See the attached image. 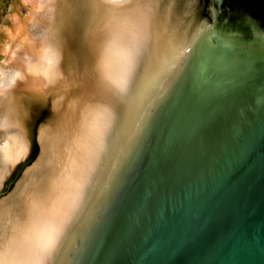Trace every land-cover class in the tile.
Listing matches in <instances>:
<instances>
[{
    "label": "water",
    "instance_id": "1",
    "mask_svg": "<svg viewBox=\"0 0 264 264\" xmlns=\"http://www.w3.org/2000/svg\"><path fill=\"white\" fill-rule=\"evenodd\" d=\"M41 1L47 8L37 15L48 17L49 0ZM218 18L148 119L75 264H264V48L224 38ZM28 47L17 41L0 73L13 72ZM82 53L77 40L63 50L51 89L15 81L28 122L11 131H24L29 155L0 200L38 160L53 117L77 124L87 97H97Z\"/></svg>",
    "mask_w": 264,
    "mask_h": 264
},
{
    "label": "bare ground",
    "instance_id": "2",
    "mask_svg": "<svg viewBox=\"0 0 264 264\" xmlns=\"http://www.w3.org/2000/svg\"><path fill=\"white\" fill-rule=\"evenodd\" d=\"M192 2L49 0L48 17L45 14L42 18L37 13L47 6L41 0H0V10L11 3L0 27V55H6L0 60L11 55L17 41L29 45L27 56L13 72L0 73L2 128L21 129V122H28L26 110L15 102V81L54 87L63 50L72 41H78L82 54L89 60L98 94L87 97L77 124L72 119L66 121V116L55 115L51 127L42 129V153L37 163L41 169H36L35 174L44 166L52 181L56 179L54 174H61L60 183L54 186L57 199L44 218L43 231L22 235L18 226V232L11 233L13 240L8 242L0 264H75L79 253L72 254L80 245L78 242L82 248L91 235L108 194L132 157L154 109L177 82L193 50L211 38L218 13L212 7L208 19L201 21L200 11ZM32 12L36 23L28 39ZM239 23L236 30L217 23V30L228 40L263 49L264 33L249 31ZM251 36L262 41L253 44ZM125 78L127 83L122 84ZM70 110L68 105L67 113ZM28 155L24 131L0 149V190ZM47 156L50 160L45 162ZM33 184L39 191L41 185ZM8 229L9 225L0 227V233L7 234ZM80 234L83 236L79 239Z\"/></svg>",
    "mask_w": 264,
    "mask_h": 264
},
{
    "label": "rangeland",
    "instance_id": "3",
    "mask_svg": "<svg viewBox=\"0 0 264 264\" xmlns=\"http://www.w3.org/2000/svg\"><path fill=\"white\" fill-rule=\"evenodd\" d=\"M192 3L195 5V7L198 9V11H200V17H201L200 20L201 21L208 19L207 14L212 7L218 13V9H217V5H216L215 1H213L212 3H207V0H193ZM10 7H11V3H9V4L7 3L6 9L0 10L2 12V15H0V20H1L0 27L3 26V20H5L7 18V16H8L7 13L10 10ZM236 10L239 11L238 8L235 9V11ZM234 13H235L234 10L231 9L230 7L223 8L220 12V18L218 19L219 25L228 24L229 26H231L232 29L236 30L237 27H239V25H240V23H239L240 20L237 16L236 17L234 16ZM262 31L264 32V29ZM10 127L6 126L5 128L4 127L2 128L0 126V149L5 145V143L10 144L11 140L14 137H16V135H17L16 132L11 131V130L16 129V127H14V126H10ZM9 138H11V140ZM41 153H42V148H41ZM40 157H41V154H40L39 158ZM47 159L50 160V156H47L45 158L46 161L45 160L44 161L45 162L49 161ZM39 160H37L30 168H28L25 171L24 175L17 182L15 188L7 196H5L3 199L0 200V223L5 222L4 224L9 225V229H10V230L9 229L7 230L8 236H7L6 232H5V234H4V232L0 233V238H1L0 239V257L6 255L7 244L9 241L13 240L11 233L13 234L14 232H18V230H19L18 228L20 226H21V228H20L21 230L19 232L22 235L27 234V233L28 234H36V233L43 231V226H44V222H45L44 218L50 213L52 205L55 203V201L57 199V197L54 196V194H53L54 193V186H57L60 183V175L61 174L59 172H58L59 175L54 174L56 176L55 177L56 179L53 178V181H52V179H51L52 177L51 176L49 177L48 171L46 172L47 168L45 169V166H44V170L35 174L36 169H38V170L41 169L39 164H37ZM27 171H29V173L26 175ZM12 173H14V171ZM9 176L10 177H8V179H10L12 175L10 174ZM35 181H37L36 183L39 186L41 185L40 186L41 188L39 191H38V189L35 188V186L33 184ZM49 185L51 187H49ZM43 189L46 191L44 192ZM34 194H35V196H34ZM21 196L24 197V199L20 205L17 202L12 203L13 199H15L16 197H21ZM30 199H31V201L29 202ZM30 205L32 208L35 206V208L37 210L33 208V210H34V212H33L32 208L29 207ZM32 205H34V206H32ZM22 206H23V208H22ZM24 207H27V208L24 209ZM11 212H13V213H11ZM13 214H15V216ZM17 214H19V215H17ZM6 215L7 216L10 215V216H8L9 218L6 217ZM30 215L33 216V217H31L32 219L29 217ZM6 220L8 223L6 222ZM9 220L10 221L12 220L15 224L14 223L12 224L11 223L12 221L10 222ZM14 220H16V221H14ZM28 220H31V221H29V223H28ZM10 224L12 227L10 226ZM24 227H26V228H24ZM23 228H24V230H23ZM15 230H17V231H15ZM2 248L4 250H2ZM17 264H19V263L17 262Z\"/></svg>",
    "mask_w": 264,
    "mask_h": 264
},
{
    "label": "flooded vegetation",
    "instance_id": "4",
    "mask_svg": "<svg viewBox=\"0 0 264 264\" xmlns=\"http://www.w3.org/2000/svg\"><path fill=\"white\" fill-rule=\"evenodd\" d=\"M213 1L216 2L219 18L221 10L230 7L235 12L234 16H237L243 24L247 25L249 31L264 33L261 32L264 29V0H207V3ZM237 8L239 11H235ZM23 199V197H16L12 203L17 202L20 205ZM0 225V227H4L5 224L0 223Z\"/></svg>",
    "mask_w": 264,
    "mask_h": 264
},
{
    "label": "snow or ice",
    "instance_id": "5",
    "mask_svg": "<svg viewBox=\"0 0 264 264\" xmlns=\"http://www.w3.org/2000/svg\"><path fill=\"white\" fill-rule=\"evenodd\" d=\"M121 83H122V84H126V83H127V79L125 78ZM23 152H24V149L22 148V149H21V154H23Z\"/></svg>",
    "mask_w": 264,
    "mask_h": 264
}]
</instances>
